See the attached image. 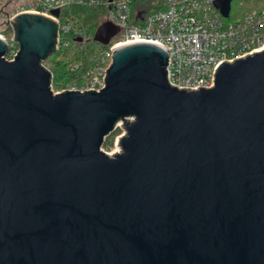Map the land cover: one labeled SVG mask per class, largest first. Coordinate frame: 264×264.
<instances>
[{
  "label": "water",
  "instance_id": "water-1",
  "mask_svg": "<svg viewBox=\"0 0 264 264\" xmlns=\"http://www.w3.org/2000/svg\"><path fill=\"white\" fill-rule=\"evenodd\" d=\"M231 3L216 0L224 18ZM11 27L14 61L0 38V264H264V49L190 89L170 84L165 48L130 43L100 91L54 93L44 63L57 21L21 12ZM119 32L105 21L93 40ZM121 124L110 156L102 146Z\"/></svg>",
  "mask_w": 264,
  "mask_h": 264
},
{
  "label": "built area",
  "instance_id": "built-area-1",
  "mask_svg": "<svg viewBox=\"0 0 264 264\" xmlns=\"http://www.w3.org/2000/svg\"><path fill=\"white\" fill-rule=\"evenodd\" d=\"M1 1V0H0ZM82 0H31L30 5L8 16L2 27H11V20L21 12H31L51 17L57 21L58 45H68L73 37L72 25L61 24L60 10ZM95 0H91V3ZM135 0H108L109 21L119 27V34L100 57L99 65L83 81L69 83L54 93L64 91H100L105 87V77L112 63L114 50L135 42H150L165 48L169 53L167 66L170 84L178 88H211L215 84L216 68L224 61H234L248 53L264 49V11L253 13L242 20L229 21L216 7V0H163V8L151 13L137 10V23L130 22ZM0 38L7 43L5 59L14 61L20 46L7 37L0 28ZM112 40V41H113ZM111 41V42H112ZM44 66H47L44 63Z\"/></svg>",
  "mask_w": 264,
  "mask_h": 264
},
{
  "label": "trees",
  "instance_id": "trees-1",
  "mask_svg": "<svg viewBox=\"0 0 264 264\" xmlns=\"http://www.w3.org/2000/svg\"><path fill=\"white\" fill-rule=\"evenodd\" d=\"M108 0H82L75 2L61 9V24H71L73 37L68 45H60L57 53L53 55L55 59H60L64 65L63 84L78 83L94 70L100 63L101 55L109 49L110 45H102L93 40L98 27L105 22L108 17L110 7ZM163 0H135V6L130 22L137 23V10L151 13L163 8ZM264 11V0H232L230 21L242 20L246 16ZM7 37H11L10 27H3ZM82 37L83 41L78 38ZM118 38L113 40L114 43ZM47 61L45 62V65ZM61 87V88H62Z\"/></svg>",
  "mask_w": 264,
  "mask_h": 264
},
{
  "label": "rangeland",
  "instance_id": "rangeland-1",
  "mask_svg": "<svg viewBox=\"0 0 264 264\" xmlns=\"http://www.w3.org/2000/svg\"><path fill=\"white\" fill-rule=\"evenodd\" d=\"M31 0H1L0 1V11L1 18L0 23L5 22L8 16H12L16 14L22 8H25L27 5H30ZM135 6L132 5V9L134 10ZM230 21V19H228ZM4 24V23H3ZM4 25H0V28L3 29ZM47 68L50 70L52 74V82L54 86V90L58 91L61 89L63 84V74H64V65L60 59H55L51 56L47 60L46 64ZM125 133V129L122 124L118 126L112 133H110L102 146V150L106 152L108 155L113 156V153H119L121 151V147L119 144V138Z\"/></svg>",
  "mask_w": 264,
  "mask_h": 264
},
{
  "label": "flooded vegetation",
  "instance_id": "flooded-vegetation-1",
  "mask_svg": "<svg viewBox=\"0 0 264 264\" xmlns=\"http://www.w3.org/2000/svg\"><path fill=\"white\" fill-rule=\"evenodd\" d=\"M1 12H2V10L0 11V18H1ZM3 23H4V21L2 23H0V25H3Z\"/></svg>",
  "mask_w": 264,
  "mask_h": 264
}]
</instances>
